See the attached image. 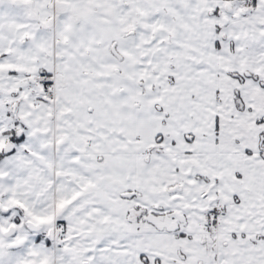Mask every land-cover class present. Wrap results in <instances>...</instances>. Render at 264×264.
I'll use <instances>...</instances> for the list:
<instances>
[{
	"label": "snow or ice",
	"instance_id": "6c2138e0",
	"mask_svg": "<svg viewBox=\"0 0 264 264\" xmlns=\"http://www.w3.org/2000/svg\"><path fill=\"white\" fill-rule=\"evenodd\" d=\"M0 264H264V0H0Z\"/></svg>",
	"mask_w": 264,
	"mask_h": 264
}]
</instances>
